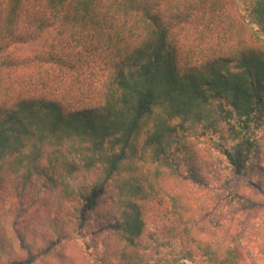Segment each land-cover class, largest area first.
I'll return each mask as SVG.
<instances>
[{
    "label": "trees",
    "instance_id": "trees-1",
    "mask_svg": "<svg viewBox=\"0 0 264 264\" xmlns=\"http://www.w3.org/2000/svg\"><path fill=\"white\" fill-rule=\"evenodd\" d=\"M33 1L0 0V57L12 44L28 43L17 32ZM241 1L257 35L199 64L173 37L204 23L220 0H41L45 9L32 20L42 27L32 40L51 32L46 54L37 57L60 78L70 75L75 91L72 100L47 88L38 96L10 94L12 102L0 104V190L20 189L21 200L48 192L44 231L62 242L95 221L127 246L120 264H141L138 201L153 198L163 179L183 180L189 186L180 219L169 231L181 241L178 264H254L243 239L264 211V176L252 195L220 186L207 200L209 168L189 145L219 138L216 150L236 178L264 169V0ZM14 66L0 61V71ZM193 188L204 192L199 207ZM106 200L114 208L101 213ZM13 214L9 226L18 223ZM5 240L24 255L6 264H38L56 245L39 247L25 229L3 232L1 250Z\"/></svg>",
    "mask_w": 264,
    "mask_h": 264
},
{
    "label": "rangeland",
    "instance_id": "rangeland-1",
    "mask_svg": "<svg viewBox=\"0 0 264 264\" xmlns=\"http://www.w3.org/2000/svg\"><path fill=\"white\" fill-rule=\"evenodd\" d=\"M26 9H28V12L26 10L28 17L24 16L19 22L17 36L24 38L28 43L12 44L9 49L3 50L0 57L1 62L10 60L15 64L11 71L6 70L5 67H2L0 71L1 80L4 81L0 86V104L9 102L12 96H16L17 93L21 94V98L38 96L43 91H47V88L58 89L60 93L72 100L71 94L75 88H73L71 76L65 75L60 78L59 70L53 65L46 64L41 57H37L39 53H43L42 56L46 54L47 51L44 49L48 47L46 43L50 36L49 33H46L51 32L40 34V41L32 40L37 31H40L39 28L42 27L41 23L33 24V12L41 14L40 10L44 11L45 9L43 2L41 0L33 1ZM250 21L249 13L241 0H220L217 11L207 17L205 24L197 22L185 25L177 31L173 40L176 44L182 43L189 46L190 56L195 63L200 64L215 54L227 56L238 44L251 41L257 34ZM43 43H45V47H42ZM218 139H212L208 135L189 140V145L198 155L199 163L209 168L207 180L211 184V189L207 193V200L209 199L208 195H214V190L220 186L231 193L244 196L252 195L251 190H253L255 182L263 178L264 169L247 177L236 178L229 169L225 158L216 150L215 143ZM260 161L264 168V138ZM188 186L183 180L163 179L157 187L158 193L153 198L138 201L145 222V236L141 241L143 247L139 251V257L142 259L141 264L180 263L181 241L171 239L169 231L177 225L180 219L177 208L180 206L181 209L184 203L183 196L186 194ZM20 193V189L14 188L0 190V240L3 237V232L25 229L27 236L39 247H47L51 242L56 243L51 253L38 264H104L106 261L113 264L121 263L122 252L127 246L115 235L98 230L95 221H92L83 230L81 236H75L72 240L63 239L62 242H59L61 237L58 238L54 232L44 231L41 217L46 210L50 209L51 205L44 206V203L52 202L51 195L48 192H38L37 194L29 192L36 195V198L32 199L27 196L21 200ZM175 196L180 197L176 200L177 205L176 203L174 205L173 202ZM191 196L192 204L199 207L198 204L202 202L204 192L200 188H193ZM113 208L112 203L106 200L102 204L100 212L105 213ZM12 212L14 213L13 220L18 219L16 226H9L7 223ZM230 219L231 216L228 213L225 220ZM257 222L254 232L247 234L243 243L251 252L250 263L264 264V211L259 215ZM29 223H33L34 226ZM7 242L8 240H5L4 250L0 249L2 251L0 252V264L18 261L24 256L19 251L18 243L12 246ZM199 262L208 264L203 259H199Z\"/></svg>",
    "mask_w": 264,
    "mask_h": 264
}]
</instances>
